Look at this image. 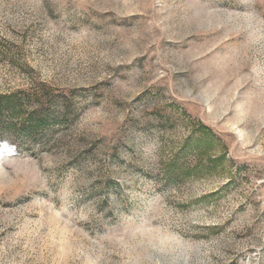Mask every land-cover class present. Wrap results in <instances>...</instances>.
Masks as SVG:
<instances>
[{"label":"rangeland","instance_id":"1","mask_svg":"<svg viewBox=\"0 0 264 264\" xmlns=\"http://www.w3.org/2000/svg\"><path fill=\"white\" fill-rule=\"evenodd\" d=\"M35 92L69 119L0 125V264H264V0H0Z\"/></svg>","mask_w":264,"mask_h":264},{"label":"trees","instance_id":"2","mask_svg":"<svg viewBox=\"0 0 264 264\" xmlns=\"http://www.w3.org/2000/svg\"><path fill=\"white\" fill-rule=\"evenodd\" d=\"M33 99H38L36 104L33 103ZM49 99L47 94L43 95L39 92L0 95V125L10 133L30 138L43 136L50 123L57 120L66 123L69 119V106L65 101L58 102L60 104L57 116L49 114L47 112L51 104ZM33 104L34 108H31ZM4 116L9 117L8 123L4 122ZM166 174L169 178L168 171Z\"/></svg>","mask_w":264,"mask_h":264}]
</instances>
